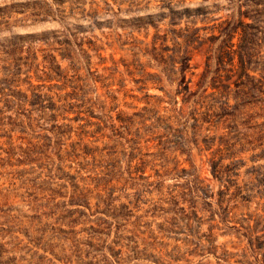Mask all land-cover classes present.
<instances>
[{
	"label": "rangeland",
	"instance_id": "374dc122",
	"mask_svg": "<svg viewBox=\"0 0 264 264\" xmlns=\"http://www.w3.org/2000/svg\"><path fill=\"white\" fill-rule=\"evenodd\" d=\"M0 264H264V0H0Z\"/></svg>",
	"mask_w": 264,
	"mask_h": 264
}]
</instances>
